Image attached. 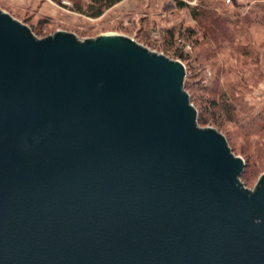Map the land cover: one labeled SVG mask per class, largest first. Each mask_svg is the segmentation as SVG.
<instances>
[{"label":"water","instance_id":"1","mask_svg":"<svg viewBox=\"0 0 264 264\" xmlns=\"http://www.w3.org/2000/svg\"><path fill=\"white\" fill-rule=\"evenodd\" d=\"M186 69L0 8V264H264V175L201 128Z\"/></svg>","mask_w":264,"mask_h":264},{"label":"rangeland","instance_id":"2","mask_svg":"<svg viewBox=\"0 0 264 264\" xmlns=\"http://www.w3.org/2000/svg\"><path fill=\"white\" fill-rule=\"evenodd\" d=\"M124 1L98 19L64 9L51 0H0V8L31 28L39 39L58 31L82 41L122 35L180 61L186 69L185 89L191 102L198 116L208 120L200 127L213 128L226 138L233 153L246 164L242 183L254 190L264 175V65L262 54L239 38L250 25H264V0H204L218 16L230 19L220 36L195 21L190 9L177 8L175 0ZM198 4V0L191 3ZM169 30L175 31L171 48ZM189 31L193 37L188 42ZM181 50L189 57L187 61L176 59ZM237 53L250 58L256 67L249 68V59H245L243 68H226Z\"/></svg>","mask_w":264,"mask_h":264},{"label":"trees","instance_id":"3","mask_svg":"<svg viewBox=\"0 0 264 264\" xmlns=\"http://www.w3.org/2000/svg\"><path fill=\"white\" fill-rule=\"evenodd\" d=\"M55 4L61 6L64 9L70 10L72 12L78 13L80 15L86 16L92 19L101 18L108 10L114 8L118 4L122 3L124 0H51ZM195 0H175L177 8L179 9H190L192 17L195 21L200 22L202 25H206L209 30H211L216 36L221 35L222 32L226 31L224 29L225 25L231 24L230 19L226 20L218 16L216 9H213L211 5L205 4L204 0H198L199 4L197 6H192L191 3ZM193 31L188 33V42L193 37ZM169 36V46L170 48L174 44L175 31H167ZM191 42V41H190ZM176 59L181 61H187L189 57L185 55L184 51H177L175 54ZM214 105V104H213ZM198 123L202 126L208 124L203 116H198Z\"/></svg>","mask_w":264,"mask_h":264},{"label":"clouds","instance_id":"4","mask_svg":"<svg viewBox=\"0 0 264 264\" xmlns=\"http://www.w3.org/2000/svg\"><path fill=\"white\" fill-rule=\"evenodd\" d=\"M239 40H242L245 46L249 44L257 52L261 53L260 62L261 65H264V25L253 24L248 27L247 33L240 37ZM231 51V49H229ZM249 59L248 67L254 69L256 65L251 63L250 58H246L239 53H237L236 58H230L229 64H226L225 67H235L243 68V61ZM207 83V81H205Z\"/></svg>","mask_w":264,"mask_h":264},{"label":"crops","instance_id":"5","mask_svg":"<svg viewBox=\"0 0 264 264\" xmlns=\"http://www.w3.org/2000/svg\"><path fill=\"white\" fill-rule=\"evenodd\" d=\"M124 2H125V1H124ZM124 2L120 3L119 5L123 4ZM119 5H118V6H119Z\"/></svg>","mask_w":264,"mask_h":264}]
</instances>
